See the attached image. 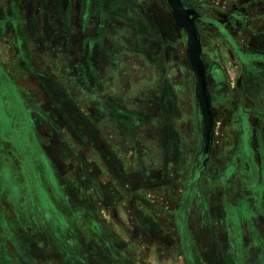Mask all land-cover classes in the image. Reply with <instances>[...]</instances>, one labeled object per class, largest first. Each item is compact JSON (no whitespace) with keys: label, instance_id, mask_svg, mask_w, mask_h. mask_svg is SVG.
Instances as JSON below:
<instances>
[{"label":"rangeland","instance_id":"rangeland-1","mask_svg":"<svg viewBox=\"0 0 264 264\" xmlns=\"http://www.w3.org/2000/svg\"><path fill=\"white\" fill-rule=\"evenodd\" d=\"M184 6L216 120L206 166L189 31L167 0H0V70L38 128L35 149L26 126L0 140H25L44 192L0 173V264H264V0Z\"/></svg>","mask_w":264,"mask_h":264},{"label":"crops","instance_id":"crops-1","mask_svg":"<svg viewBox=\"0 0 264 264\" xmlns=\"http://www.w3.org/2000/svg\"><path fill=\"white\" fill-rule=\"evenodd\" d=\"M15 1L20 2L22 0H15ZM243 1L246 2L248 0H243ZM3 15H5L4 11H3ZM204 51L205 49L202 48V59H203L205 66H207L208 63L206 62V59L203 55ZM242 53L243 55H245L244 51ZM0 82L3 83L2 85H5V87L3 86V88H1L0 86V90H4V97L6 98L5 100L7 101V105H8V109H7L6 102L4 101L3 103L4 111L6 112L5 114L8 117H10V119L6 121L0 120V135L5 132H11L17 138L20 136L19 132L21 130H24V127L26 126L27 130L30 131V134L28 133L27 139L25 140L28 142L29 146L31 144L33 148L35 149V146H36L35 144L37 143L36 132L38 131V128H35L32 122L29 120L27 124L20 123V121H18L19 120L18 116H20L19 114L23 112L22 109L24 107V101L21 97V94L18 88L19 82H14L12 78L9 76V74L4 69L0 70ZM257 84L262 87L263 89L262 97H264V81L261 79ZM258 95H259L260 100H262L261 95L260 94ZM10 105L13 107V109L10 108ZM259 105L262 106V103L260 102ZM14 116L17 121L14 119ZM244 130L246 129H243V133L241 131L242 136H244V133H245ZM216 131H217L216 130V120L214 116L213 144L215 142ZM16 138H14L13 142L16 143L17 147L16 146L14 147V144H12L11 141L7 142V141L0 140V164L2 165V168L0 166V173H2L3 178H5L7 186H11L9 182L13 181L14 178L17 179V178L23 177L22 174L24 173V176H25V173H27L28 178L32 177L35 195L37 194L38 196H43L44 192L39 182V179L41 177L37 173L38 169L36 168L32 160L33 156H31V153L29 152V150L25 148L26 147L25 140H22V144H21V141H19V139H16ZM247 145L249 146V142L247 143ZM14 148L16 149L14 150ZM19 148H21L22 152H25L27 154L26 158L21 156ZM42 161L44 163L45 168L49 170L50 169V165H48L49 163H47V161L45 160H42ZM73 185L74 184L70 185L69 188H67L65 192L73 195L72 194V192L74 191ZM14 193L15 192H13V194ZM17 194H19V192ZM49 194L51 193L49 192Z\"/></svg>","mask_w":264,"mask_h":264},{"label":"water","instance_id":"water-1","mask_svg":"<svg viewBox=\"0 0 264 264\" xmlns=\"http://www.w3.org/2000/svg\"><path fill=\"white\" fill-rule=\"evenodd\" d=\"M167 2L173 11L176 22L180 26H185L189 31L188 58L196 74L197 92L205 119L203 147V153L205 154L208 152L212 142L214 121L211 99L208 92L205 64L201 57V43L194 23L192 10L183 8L181 0H167Z\"/></svg>","mask_w":264,"mask_h":264},{"label":"flooded vegetation","instance_id":"flooded-vegetation-1","mask_svg":"<svg viewBox=\"0 0 264 264\" xmlns=\"http://www.w3.org/2000/svg\"><path fill=\"white\" fill-rule=\"evenodd\" d=\"M181 2H182L183 8H185L184 0H181ZM185 9H188V8H185ZM190 10H192V12H193V19H194V23H195V18H197V16H198L197 14L198 13L192 8ZM195 25H196V23H195ZM196 28H197V25H196ZM197 31H198V28H197ZM198 35H199V39H200V43H201V57H202V41H201V38H200L199 31H198ZM205 69H207L206 66H205ZM206 76H207V70H206ZM207 84H208V92H209V96H210V99H211V109H212V104L213 103H212V96H211V92H210V84H209L208 76H207ZM212 114H213V110H212ZM213 121H214V114H213ZM213 131H214V128H213ZM212 146H213V137H212V142H211V145L209 147L208 152L204 154L203 151H202L201 156L199 155V157H198V160H199V162H201L200 164L202 166H206L208 164V162H209V160L211 158L210 157V151L212 149Z\"/></svg>","mask_w":264,"mask_h":264}]
</instances>
